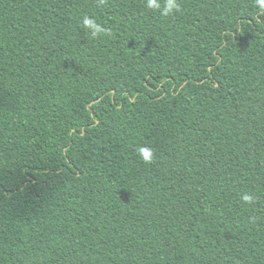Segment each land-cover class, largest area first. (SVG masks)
<instances>
[{
    "label": "trees",
    "instance_id": "16d2710c",
    "mask_svg": "<svg viewBox=\"0 0 264 264\" xmlns=\"http://www.w3.org/2000/svg\"><path fill=\"white\" fill-rule=\"evenodd\" d=\"M177 3L0 0V264H264V9Z\"/></svg>",
    "mask_w": 264,
    "mask_h": 264
},
{
    "label": "clouds",
    "instance_id": "9594fccd",
    "mask_svg": "<svg viewBox=\"0 0 264 264\" xmlns=\"http://www.w3.org/2000/svg\"><path fill=\"white\" fill-rule=\"evenodd\" d=\"M99 4H103L104 0H98ZM257 4L261 9H264V0H257ZM146 7L159 10L162 15H169L174 10L179 9L177 0H164L163 6L160 0H146ZM83 26L90 32L92 37H98L101 34L109 35L110 30L104 28L102 25L98 24L94 19L85 16L83 18ZM139 155L145 163H150L153 159V152L150 148L140 147L138 149ZM251 197L245 195L244 200H250Z\"/></svg>",
    "mask_w": 264,
    "mask_h": 264
}]
</instances>
